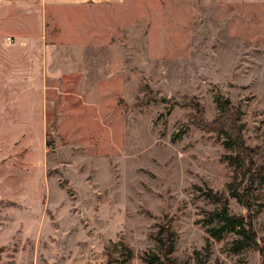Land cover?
Masks as SVG:
<instances>
[{
	"label": "rangeland",
	"instance_id": "obj_1",
	"mask_svg": "<svg viewBox=\"0 0 264 264\" xmlns=\"http://www.w3.org/2000/svg\"><path fill=\"white\" fill-rule=\"evenodd\" d=\"M0 34L49 46L45 64L0 60V264H120L122 243L145 264L169 223L174 264H261L230 251L238 235L208 232L220 205L207 191L248 212L224 137L202 122L229 99L264 164V0H128L46 20L7 5ZM252 205L264 246V186Z\"/></svg>",
	"mask_w": 264,
	"mask_h": 264
},
{
	"label": "trees",
	"instance_id": "obj_2",
	"mask_svg": "<svg viewBox=\"0 0 264 264\" xmlns=\"http://www.w3.org/2000/svg\"><path fill=\"white\" fill-rule=\"evenodd\" d=\"M216 102L221 110V114L213 122H202L203 127H207L219 137H224V146L230 151L224 159L234 167L233 182L230 185L231 195L237 202L246 209L247 216L230 214L229 198L220 193L207 191V197L214 199L220 209L210 214L209 222L217 221L220 226L208 230L210 236L217 241H221L224 235L234 233L240 238L235 241L231 252L238 254L245 249L255 250L261 256V264H264V246L258 241L257 232L254 228V213L252 197L254 192L264 186V164L254 168L255 162L252 158V150L245 145L243 138L244 125L241 122V113L223 96H219ZM177 234L172 229V224L160 227V231L155 235V240L160 247V253L146 256L143 259L145 264H174L171 255L175 252ZM122 247V261L120 264H128L133 258L132 249L125 244ZM109 259V264L111 263Z\"/></svg>",
	"mask_w": 264,
	"mask_h": 264
},
{
	"label": "crops",
	"instance_id": "obj_3",
	"mask_svg": "<svg viewBox=\"0 0 264 264\" xmlns=\"http://www.w3.org/2000/svg\"><path fill=\"white\" fill-rule=\"evenodd\" d=\"M127 2L128 0H0V7L13 5L16 8H30L31 19L39 17L46 20L51 16V12L55 10L89 9L101 6L123 8L126 7ZM38 12L40 15L37 14ZM32 38H30V42L20 39V41L11 44V46L9 45V48H6L5 45H0V50L3 51L2 56L0 55V60L1 58L6 60L9 57L12 60L8 61L14 62L15 66L18 67L29 66L31 68L32 66H38V62H41L39 64H45V52L49 46L46 43L42 45L38 42L37 38L35 40ZM5 51H9L10 56H6L4 54Z\"/></svg>",
	"mask_w": 264,
	"mask_h": 264
}]
</instances>
